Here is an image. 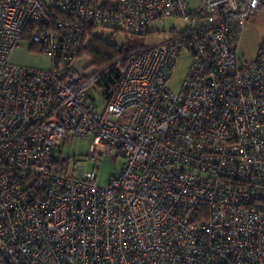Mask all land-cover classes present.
<instances>
[{
    "label": "built area",
    "instance_id": "1",
    "mask_svg": "<svg viewBox=\"0 0 264 264\" xmlns=\"http://www.w3.org/2000/svg\"><path fill=\"white\" fill-rule=\"evenodd\" d=\"M263 7L0 0V264H264V62L239 54ZM166 19L187 26L90 73L76 67L87 25L146 35ZM24 39L49 68L10 61ZM113 66L99 106L88 90ZM75 137H91V172L59 156ZM115 149L120 171L100 185L98 163Z\"/></svg>",
    "mask_w": 264,
    "mask_h": 264
},
{
    "label": "rangeland",
    "instance_id": "2",
    "mask_svg": "<svg viewBox=\"0 0 264 264\" xmlns=\"http://www.w3.org/2000/svg\"><path fill=\"white\" fill-rule=\"evenodd\" d=\"M186 26L187 23H185L183 20L166 19L164 24L155 25V33H150L139 37L128 34V41L132 43L133 40H138L143 46H154L164 42L172 34V32H174V30L180 32ZM98 30L100 33H105L108 35L112 34L113 31L112 28L103 26H100ZM127 39L128 38L126 37L125 33L120 32L117 37V42L119 43V45H122L124 42H126ZM22 44V49L19 50V53L24 56L25 63L30 64L34 67H45V69L50 67V61L48 60V57L33 52L29 48V46H36L29 39H24V42ZM90 61H92V59L89 55H81V57L76 61V67L80 69L82 73H90L93 67H88L86 69L84 68L85 63L88 64ZM190 61V55H187L185 53H183L181 58L179 59L176 68L169 80V85L174 91H179V89L181 88L187 74ZM103 88V84L101 82H98L95 86L91 87L88 90L89 95L99 106H102V101L100 100L99 95L102 92ZM90 146L91 137H75L72 141H66L62 145L59 150V156L62 158L70 159L71 170L74 169L76 171V174H79V166L77 165L79 161H81L82 164L86 166V171L91 172L95 169L96 164L86 158V154L89 152ZM101 158L102 160L98 163L99 169L97 183L100 185H106L113 176H116L119 173L124 159L122 156H120V153L117 149L112 150L111 152L104 153Z\"/></svg>",
    "mask_w": 264,
    "mask_h": 264
},
{
    "label": "trees",
    "instance_id": "3",
    "mask_svg": "<svg viewBox=\"0 0 264 264\" xmlns=\"http://www.w3.org/2000/svg\"><path fill=\"white\" fill-rule=\"evenodd\" d=\"M98 26L89 24L87 25V35L91 37V42L84 47L81 55L87 54L91 57L90 67L103 68L110 65L116 59L126 55L130 51L136 50L143 46L138 40H133L132 43L129 40V33H125L128 38L126 42L119 45L117 42V37L120 34L119 29L113 27L112 34L100 33ZM123 33V32H122ZM136 37L142 36L139 34H132ZM133 36V37H134ZM264 56V44L260 49L259 57ZM118 77V67L113 66L108 69V71L102 75L99 82L103 84L104 87H109L110 84L114 83Z\"/></svg>",
    "mask_w": 264,
    "mask_h": 264
},
{
    "label": "crops",
    "instance_id": "4",
    "mask_svg": "<svg viewBox=\"0 0 264 264\" xmlns=\"http://www.w3.org/2000/svg\"><path fill=\"white\" fill-rule=\"evenodd\" d=\"M23 42L24 41H22V43ZM22 43L19 46V48H17L11 54L10 61L13 64H17L25 67L40 68V67H34L24 62L25 61L24 56L19 53L20 52L19 50L22 49V45H23ZM263 44H264V7L261 8L253 17H251L243 25L242 33L240 37V45H239V54L242 60L251 61L256 59L259 56V52ZM29 48L33 52L42 55L37 45L34 47L29 46ZM262 60L264 62V56L262 57ZM43 69H45V67Z\"/></svg>",
    "mask_w": 264,
    "mask_h": 264
}]
</instances>
